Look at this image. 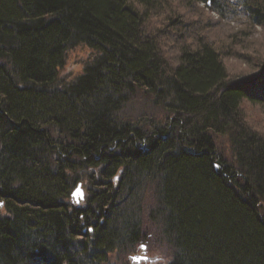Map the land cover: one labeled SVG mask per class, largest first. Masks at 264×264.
Returning <instances> with one entry per match:
<instances>
[{"label":"trees","instance_id":"1","mask_svg":"<svg viewBox=\"0 0 264 264\" xmlns=\"http://www.w3.org/2000/svg\"><path fill=\"white\" fill-rule=\"evenodd\" d=\"M193 1L264 29V0ZM162 4L0 0V264H110L140 245L164 264H264V135L241 109L264 105V59L230 79L198 41L171 66L162 44L189 26L150 31ZM80 46L82 72L60 76Z\"/></svg>","mask_w":264,"mask_h":264},{"label":"rangeland","instance_id":"2","mask_svg":"<svg viewBox=\"0 0 264 264\" xmlns=\"http://www.w3.org/2000/svg\"><path fill=\"white\" fill-rule=\"evenodd\" d=\"M162 1L160 9L149 15L150 31H163L176 20L189 26L187 31L177 32L178 36L172 31L170 34L175 41L165 39V44H162V53L171 66L178 63L180 47L194 50L198 41H202L223 54V65L230 79L236 80L259 72L258 66L264 59V29L254 26L242 12L221 20L205 11L201 5H194L191 0ZM89 56L90 50L83 46L68 52L60 76L72 79L79 75ZM241 109L248 125L264 135V105L246 101L242 103ZM216 141L220 150L228 153L227 140L218 137ZM142 246L144 250L139 248L135 254L128 256L127 260L112 257L110 264H164V259L153 251L150 245ZM129 257H142L146 260L131 263Z\"/></svg>","mask_w":264,"mask_h":264},{"label":"water","instance_id":"3","mask_svg":"<svg viewBox=\"0 0 264 264\" xmlns=\"http://www.w3.org/2000/svg\"><path fill=\"white\" fill-rule=\"evenodd\" d=\"M84 191L82 189V184L78 183L76 188L71 193V200L76 205L79 206L83 200H84ZM142 250H144V247H142ZM131 263H139L140 261H145L146 258L142 257H129Z\"/></svg>","mask_w":264,"mask_h":264},{"label":"bare ground","instance_id":"4","mask_svg":"<svg viewBox=\"0 0 264 264\" xmlns=\"http://www.w3.org/2000/svg\"><path fill=\"white\" fill-rule=\"evenodd\" d=\"M191 2H192L194 5H201L205 11L214 14L215 16H217L218 18H220V19L222 20L221 17H219L215 12L211 11V10L208 8V7L210 6V2H209V1H206L205 3H200V2L195 3L193 0H191ZM223 19H225V18H223ZM206 44H207V43H206ZM208 45H209V44H208ZM209 46H212V45H209ZM140 246H142V245H140Z\"/></svg>","mask_w":264,"mask_h":264}]
</instances>
